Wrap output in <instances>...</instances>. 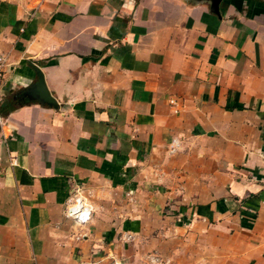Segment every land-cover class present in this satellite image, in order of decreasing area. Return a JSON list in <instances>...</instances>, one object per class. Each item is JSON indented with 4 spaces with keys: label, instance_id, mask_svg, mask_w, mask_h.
Wrapping results in <instances>:
<instances>
[{
    "label": "crops",
    "instance_id": "1",
    "mask_svg": "<svg viewBox=\"0 0 264 264\" xmlns=\"http://www.w3.org/2000/svg\"><path fill=\"white\" fill-rule=\"evenodd\" d=\"M0 52V264H264V0H0Z\"/></svg>",
    "mask_w": 264,
    "mask_h": 264
},
{
    "label": "built area",
    "instance_id": "2",
    "mask_svg": "<svg viewBox=\"0 0 264 264\" xmlns=\"http://www.w3.org/2000/svg\"><path fill=\"white\" fill-rule=\"evenodd\" d=\"M9 67L8 58L0 52V88ZM67 216L76 221L79 225H86L92 221L94 209L84 200L76 198L69 203L66 209ZM114 264H125L122 260H116Z\"/></svg>",
    "mask_w": 264,
    "mask_h": 264
},
{
    "label": "water",
    "instance_id": "3",
    "mask_svg": "<svg viewBox=\"0 0 264 264\" xmlns=\"http://www.w3.org/2000/svg\"><path fill=\"white\" fill-rule=\"evenodd\" d=\"M204 1L210 2L212 6V11L216 13L217 15L220 14V6L223 0H204ZM29 64L36 71L37 76H38V82H36L34 86L30 88V90L28 91V95L31 96L33 99L41 102L44 105H47L54 109H58L59 104L56 98L49 91L46 81H45V76L42 70L37 65H35L33 62H29Z\"/></svg>",
    "mask_w": 264,
    "mask_h": 264
},
{
    "label": "rangeland",
    "instance_id": "4",
    "mask_svg": "<svg viewBox=\"0 0 264 264\" xmlns=\"http://www.w3.org/2000/svg\"><path fill=\"white\" fill-rule=\"evenodd\" d=\"M161 224L160 222H156L155 220H151L150 222H149V226L150 227H154L156 224Z\"/></svg>",
    "mask_w": 264,
    "mask_h": 264
}]
</instances>
